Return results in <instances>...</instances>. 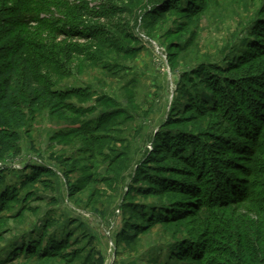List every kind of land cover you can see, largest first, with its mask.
<instances>
[{
  "label": "rangeland",
  "instance_id": "obj_1",
  "mask_svg": "<svg viewBox=\"0 0 264 264\" xmlns=\"http://www.w3.org/2000/svg\"><path fill=\"white\" fill-rule=\"evenodd\" d=\"M31 1L0 39L64 98L9 127L0 264H264V0Z\"/></svg>",
  "mask_w": 264,
  "mask_h": 264
},
{
  "label": "trees",
  "instance_id": "obj_2",
  "mask_svg": "<svg viewBox=\"0 0 264 264\" xmlns=\"http://www.w3.org/2000/svg\"><path fill=\"white\" fill-rule=\"evenodd\" d=\"M10 1L11 0H0V4H2V6H0L1 17L4 15L6 10H9V12L11 11L8 9V4H11ZM37 2L38 0H32L30 3H22L20 6L22 8H27L31 17H38L41 13L52 14L51 10L53 7H58L54 2L46 3L42 1L41 5ZM75 7L76 9H79L82 16L95 15L93 13H96V11L90 10L86 6L82 7L80 5H76ZM52 18H54V16ZM32 21L34 23H39L46 28H50L52 23H54L51 20H41L39 18H37V21L33 18L31 22ZM72 26L69 25V29H62V32L64 34H73L72 36H81L80 31H75ZM12 32L7 31L8 36L7 38L5 37L6 39H4V41L2 38L0 39V153L3 155L11 153L15 149L16 133L10 132L9 127L13 125L18 128L25 124V107H29L30 110L36 112L46 99L51 98L55 100L58 98H64V95H59L53 92L49 88V82L45 76L38 73L37 69H35L33 60L30 59L28 55V49L31 47V44L30 42L28 43L25 34H22L23 36L21 39L15 42L12 38ZM4 49L7 52L4 51ZM4 52H6L7 55ZM1 53L3 55H1ZM241 129L242 128H239L238 131H244ZM253 132L250 133L249 130H246L245 136L252 137ZM3 155L1 159L4 157ZM1 180L2 179H0V185ZM229 189L230 188H227V191H229ZM1 192L2 190L0 187V197L3 196ZM124 240L127 243L132 241L130 237H124ZM227 253H224L221 256L226 257ZM194 256H196V252H194L191 258H193V260L198 258V256ZM206 256L207 254L203 256V259H205ZM228 259L230 260V258ZM232 260V264H235L236 261H242V259H234L235 261Z\"/></svg>",
  "mask_w": 264,
  "mask_h": 264
}]
</instances>
